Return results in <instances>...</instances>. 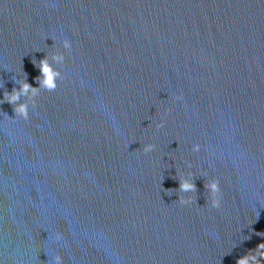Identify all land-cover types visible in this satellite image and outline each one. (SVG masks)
Segmentation results:
<instances>
[{
    "label": "water",
    "instance_id": "water-1",
    "mask_svg": "<svg viewBox=\"0 0 264 264\" xmlns=\"http://www.w3.org/2000/svg\"><path fill=\"white\" fill-rule=\"evenodd\" d=\"M58 52L57 90L15 118L4 93ZM261 243L264 0H0V264H237Z\"/></svg>",
    "mask_w": 264,
    "mask_h": 264
},
{
    "label": "clouds",
    "instance_id": "clouds-1",
    "mask_svg": "<svg viewBox=\"0 0 264 264\" xmlns=\"http://www.w3.org/2000/svg\"><path fill=\"white\" fill-rule=\"evenodd\" d=\"M71 47L72 45L69 40L63 41V48L65 50H70ZM65 59V55L59 52L52 55L51 62L49 57L46 56L43 60L39 61V65H36L41 73L36 78V83L39 87H33L29 84L27 82V75L25 74V79L19 82V88L14 87L11 93H4V101L13 106L15 118H22L27 121L29 119L30 107L32 109L37 107V97L40 96L41 90L47 92L57 90L59 86L58 82L63 80L64 77L53 65H62ZM22 99H24V102H21ZM177 99H181V97H177ZM158 127H163V124L158 125ZM154 149L155 145L148 144L143 147V152L147 154ZM199 150V144L194 145L192 148L194 152H198ZM189 175L191 174L189 173ZM205 189L210 195L211 207L219 209L221 207L220 181L218 179L209 180L205 183ZM177 191L184 194L196 192V184L192 179H181L179 180V189ZM179 203L184 206L191 205L193 199L191 196L185 197L184 195H180ZM55 264H63L61 256L58 255L55 257ZM237 264H264V243L259 244L256 249L249 251L247 255L237 261Z\"/></svg>",
    "mask_w": 264,
    "mask_h": 264
}]
</instances>
